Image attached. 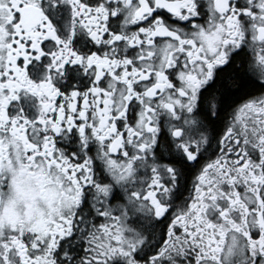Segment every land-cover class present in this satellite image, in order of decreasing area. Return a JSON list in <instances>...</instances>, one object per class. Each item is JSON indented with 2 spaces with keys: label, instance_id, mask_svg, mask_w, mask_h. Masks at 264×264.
<instances>
[{
  "label": "snow or ice",
  "instance_id": "1",
  "mask_svg": "<svg viewBox=\"0 0 264 264\" xmlns=\"http://www.w3.org/2000/svg\"><path fill=\"white\" fill-rule=\"evenodd\" d=\"M0 264H264V0H0Z\"/></svg>",
  "mask_w": 264,
  "mask_h": 264
}]
</instances>
